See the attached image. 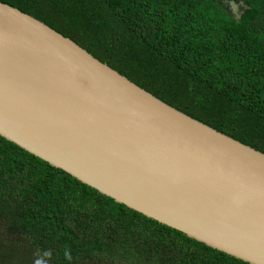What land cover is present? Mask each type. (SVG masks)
<instances>
[{
  "label": "trees",
  "instance_id": "16d2710c",
  "mask_svg": "<svg viewBox=\"0 0 264 264\" xmlns=\"http://www.w3.org/2000/svg\"><path fill=\"white\" fill-rule=\"evenodd\" d=\"M184 113L264 152V0H0ZM65 250H70L68 261ZM251 264L0 134V264Z\"/></svg>",
  "mask_w": 264,
  "mask_h": 264
},
{
  "label": "water",
  "instance_id": "95a60500",
  "mask_svg": "<svg viewBox=\"0 0 264 264\" xmlns=\"http://www.w3.org/2000/svg\"><path fill=\"white\" fill-rule=\"evenodd\" d=\"M228 5L235 17L246 9ZM0 134L150 218L264 264V152L1 1Z\"/></svg>",
  "mask_w": 264,
  "mask_h": 264
},
{
  "label": "clouds",
  "instance_id": "9594fccd",
  "mask_svg": "<svg viewBox=\"0 0 264 264\" xmlns=\"http://www.w3.org/2000/svg\"><path fill=\"white\" fill-rule=\"evenodd\" d=\"M52 253L50 251H45L43 255L35 261V264H48V260L45 258H51ZM64 256L68 261L72 260V253L70 250H65Z\"/></svg>",
  "mask_w": 264,
  "mask_h": 264
}]
</instances>
